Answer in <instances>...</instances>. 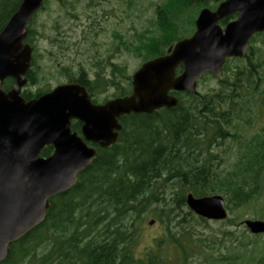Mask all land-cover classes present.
<instances>
[{
	"label": "trees",
	"instance_id": "trees-1",
	"mask_svg": "<svg viewBox=\"0 0 264 264\" xmlns=\"http://www.w3.org/2000/svg\"><path fill=\"white\" fill-rule=\"evenodd\" d=\"M21 1L0 0V32ZM56 1L72 7L76 0ZM221 1L162 0L155 9L154 28L142 32L136 44L121 41L122 47L143 62L166 54L175 42L193 32L201 8L214 9ZM48 2L44 0L27 25L24 42L33 52L21 91L26 100L50 90L39 86L43 66L34 26L38 12ZM235 17L230 15L220 24ZM54 39L60 49L65 48L63 39ZM92 64L97 68L92 77L81 63L77 71L62 66L61 73L67 82L84 85L94 103L131 94V74L123 66L110 61L109 56L96 57ZM180 71L181 67L177 73ZM222 71L217 78L203 75L198 83H215L202 91H170L178 99L172 108L120 116L117 140L104 148L89 143L97 150L92 162L78 173L75 185L50 197L45 219L12 242L0 264H166L160 243L141 254L135 251L137 220L150 213L164 224L167 239L186 256L182 239L196 233L186 217L194 223H207L190 209L184 211L189 192L194 196L221 194L230 211L254 200L264 176V123L253 133L239 130L254 123L256 109H264V31L253 35L246 58L226 59ZM12 83V78H6L3 89L8 91ZM109 88L113 92L100 99ZM71 128L80 134L81 122L72 120ZM227 140L222 152L217 151ZM52 150L51 145L45 146L41 155L48 156ZM225 222L231 224L232 218ZM221 236L237 239L231 231H223ZM258 236L247 235L237 246L247 250L248 245L257 243L253 238ZM216 237L208 247H213ZM232 242L205 263L250 264L255 256L240 254ZM257 262L264 264V243Z\"/></svg>",
	"mask_w": 264,
	"mask_h": 264
},
{
	"label": "water",
	"instance_id": "water-1",
	"mask_svg": "<svg viewBox=\"0 0 264 264\" xmlns=\"http://www.w3.org/2000/svg\"><path fill=\"white\" fill-rule=\"evenodd\" d=\"M43 3L22 0L0 32V262L12 242L45 219L50 197L75 185L78 173L97 153L89 143L101 148L113 144L122 115L174 107L178 99L170 91L196 93L203 75L217 78L226 59L246 58L251 38L264 31V0H223L214 10L199 11L190 36L131 74V94L94 103L84 85L66 82L26 100L21 91L33 50L24 40L29 21ZM230 15L236 18L222 27L220 20ZM9 77L13 83L5 91L2 84ZM72 120L81 122L80 134L72 130ZM48 145L52 153L42 156ZM186 204L208 220L228 216L221 194L189 192ZM245 224L253 234L264 233V220Z\"/></svg>",
	"mask_w": 264,
	"mask_h": 264
},
{
	"label": "rangeland",
	"instance_id": "rangeland-1",
	"mask_svg": "<svg viewBox=\"0 0 264 264\" xmlns=\"http://www.w3.org/2000/svg\"><path fill=\"white\" fill-rule=\"evenodd\" d=\"M74 1V0H69ZM162 0H76L71 5L61 6L56 0H49L47 6L38 12L34 26L38 31L37 42L40 61L43 66L39 86L52 89L58 84L66 83V77L61 73L62 66H67L72 71H77L81 63L90 76L97 69L92 62L96 57H107L125 68L126 73L132 74L142 63L140 56L122 47V42L136 44L137 37L146 30H152L155 20V9ZM97 2V3H95ZM114 6V9L112 7ZM115 10V11H114ZM115 17L113 18L112 17ZM54 38L63 39L64 49L57 46ZM54 39V41H53ZM51 52L50 56L49 53ZM105 68V66H104ZM109 72V68H106ZM200 83V82H199ZM197 84V89L202 91L206 86L214 85V80H207ZM113 89L99 95V98L109 96ZM264 123V109H256L254 123L250 127H240V132L253 133ZM229 140L221 144L217 151L222 152ZM233 156V155H232ZM225 198V197H224ZM184 207V211L188 210ZM232 218V223L225 222ZM189 224L194 225L195 235L188 240L182 239L187 255L182 254L177 245L166 237L164 224L154 220L150 213L137 220L138 237L134 245L135 251L141 254L147 249H156L163 253L166 264H206V260L217 256L219 251L224 252L225 246L238 241H246L251 233L246 226V220H264V176L262 178L261 192L248 205L242 208L228 210L224 220H208L207 223L193 222L189 215L186 217ZM223 231H231L234 237H222ZM215 238L212 248L208 243ZM256 235V234H255ZM253 238L257 243L250 244L242 249L237 246L240 254L255 256L250 264H258L257 258L264 243V233H257ZM196 236H199L196 237ZM161 241V242H160ZM185 241V242H183ZM231 246V245H230ZM189 260V262H188ZM240 264H245L241 262Z\"/></svg>",
	"mask_w": 264,
	"mask_h": 264
},
{
	"label": "flooded vegetation",
	"instance_id": "flooded-vegetation-1",
	"mask_svg": "<svg viewBox=\"0 0 264 264\" xmlns=\"http://www.w3.org/2000/svg\"><path fill=\"white\" fill-rule=\"evenodd\" d=\"M89 1V3L88 4H90V2L91 3H93L94 2V0H87V2ZM95 3H97V2H95ZM209 8V7H208ZM112 9H114V6L112 7ZM202 9V8H201ZM211 9V8H210ZM215 9V8H214ZM214 9H212V10H214ZM115 11V10H114ZM155 15V14H154ZM236 16V15H235ZM112 17H113V15H112ZM229 17V16H228ZM113 18H115V17H113ZM227 18V17H226ZM236 18V17H235ZM234 19V18H233ZM196 20V19H195ZM223 20V19H222ZM232 20V19H231ZM221 21V20H220ZM230 21V20H229ZM229 21H227V23L229 22ZM220 23V22H219ZM221 25V24H220ZM226 25V24H225ZM225 25H221L222 27H224ZM194 29H195V27H194ZM194 31V30H193ZM193 33V32H192ZM191 33V34H192ZM190 34V35H191ZM190 35H188V36H190ZM188 36H186V37H188Z\"/></svg>",
	"mask_w": 264,
	"mask_h": 264
}]
</instances>
